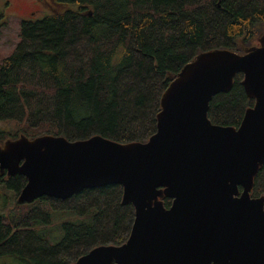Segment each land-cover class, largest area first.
Listing matches in <instances>:
<instances>
[{"label":"trees","instance_id":"trees-1","mask_svg":"<svg viewBox=\"0 0 264 264\" xmlns=\"http://www.w3.org/2000/svg\"><path fill=\"white\" fill-rule=\"evenodd\" d=\"M39 1L51 13L23 20L18 43L0 63V121H15L29 139L99 135L144 143L156 131L162 93L184 65L211 50L242 54L264 32V0ZM4 25L0 12V34ZM241 81L235 75L228 92L212 97L211 123L238 127L254 102ZM3 177L0 185L16 195L26 184L21 175ZM122 195L121 186L108 185L63 200L40 197L25 213L0 212V258L73 264L95 247L122 245L134 220ZM251 197H264V166ZM170 203L163 199L166 208ZM56 211L81 219L64 220L62 238L51 244L36 228Z\"/></svg>","mask_w":264,"mask_h":264},{"label":"water","instance_id":"water-1","mask_svg":"<svg viewBox=\"0 0 264 264\" xmlns=\"http://www.w3.org/2000/svg\"><path fill=\"white\" fill-rule=\"evenodd\" d=\"M255 44L242 54L202 52L184 65L162 93L146 142L20 134L0 146V175L26 179L19 204L122 187L121 204L134 208L128 239L73 264H264V197H251L264 166V32ZM237 74L253 105L236 128L211 123L210 100Z\"/></svg>","mask_w":264,"mask_h":264},{"label":"rangeland","instance_id":"rangeland-1","mask_svg":"<svg viewBox=\"0 0 264 264\" xmlns=\"http://www.w3.org/2000/svg\"><path fill=\"white\" fill-rule=\"evenodd\" d=\"M51 3V0H45ZM0 12L3 15L5 25L0 34V63L7 58L19 41L20 26L23 20H40L51 13V7L45 2L39 0H0ZM254 45V41L252 42ZM257 44V43H256ZM255 44V45H256ZM241 53V52H240ZM239 53V54H240ZM24 128L15 121H0V146L8 136H18L20 129ZM17 138V137H16ZM29 138V137H28ZM3 180H7L3 177ZM18 195L12 191L4 189L0 185V212L6 213H25L33 205L19 204ZM81 218L71 211H56L52 214V220L47 225H40L36 228L49 243L55 244L63 236L62 222L68 220L78 222ZM0 264H23L12 257H1Z\"/></svg>","mask_w":264,"mask_h":264},{"label":"bare ground","instance_id":"bare-ground-1","mask_svg":"<svg viewBox=\"0 0 264 264\" xmlns=\"http://www.w3.org/2000/svg\"><path fill=\"white\" fill-rule=\"evenodd\" d=\"M225 73H227V69H222V70H219L215 73H213L209 79H214V78H217V77H222ZM218 80V79H217ZM219 81V80H218ZM19 175V174H17Z\"/></svg>","mask_w":264,"mask_h":264}]
</instances>
